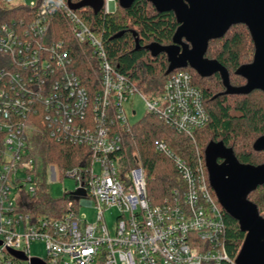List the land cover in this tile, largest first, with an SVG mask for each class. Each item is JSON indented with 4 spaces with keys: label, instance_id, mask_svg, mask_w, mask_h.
Wrapping results in <instances>:
<instances>
[{
    "label": "built area",
    "instance_id": "built-area-1",
    "mask_svg": "<svg viewBox=\"0 0 264 264\" xmlns=\"http://www.w3.org/2000/svg\"><path fill=\"white\" fill-rule=\"evenodd\" d=\"M24 6L28 13L0 23V54L9 71L0 78V264H21L10 250L29 255V243L42 241L46 264H234L225 248L226 225L213 199L196 133L208 119L203 95L191 75L181 69L168 74L159 95L144 101L177 134L190 138L196 157L189 161L164 139L154 150L173 163L182 185L157 204L147 197L144 171L135 155H128L124 133L132 125L124 104L137 87L108 62L100 40L71 6L70 0H0ZM116 0H103L104 13L113 14ZM57 17L82 50L97 64L93 73L98 90L90 95L70 70L64 41L49 38ZM4 75V76H3ZM37 103L45 110L57 140L86 146L90 161L65 170L61 179L74 180L69 199L56 216L31 220L24 211L25 196L35 194L44 178L26 159L29 130L26 115ZM135 111H132V115ZM48 182L59 175L47 165ZM82 190L84 194H71ZM94 209V221L79 213ZM114 211L110 232L104 212ZM40 259V258H39Z\"/></svg>",
    "mask_w": 264,
    "mask_h": 264
},
{
    "label": "trees",
    "instance_id": "trees-1",
    "mask_svg": "<svg viewBox=\"0 0 264 264\" xmlns=\"http://www.w3.org/2000/svg\"><path fill=\"white\" fill-rule=\"evenodd\" d=\"M82 0H70L73 7ZM117 1V0H116ZM82 8V7H81ZM74 9L90 31L100 40L110 65L122 76L144 92H152L161 87L168 77L166 55L158 53L152 56L147 45L168 46L177 28L172 12L159 13L145 0L135 1L129 8L116 6L113 14H105L103 8L94 13L89 7L85 10ZM28 9L24 6H9L0 3V23L11 18L25 16ZM49 31V38L64 41L68 48L70 70L79 77L81 85L90 95L98 90L93 70L97 64L91 53L83 54L72 40L64 22L57 17ZM253 43L243 24L231 26L222 38L208 43L204 57L215 60L228 72L229 83L241 86L245 80L235 74L242 64L251 62ZM7 57L0 54L1 73L9 71ZM192 78L194 86L200 89L208 114L207 122L196 133V147L204 165V149L213 142H222L231 148L236 159L243 164L260 165L264 163V150L256 152L252 144L256 138L264 135V94L253 91L247 95L224 94L218 74L202 78L189 67L183 68ZM4 76V75H3ZM6 82V79L0 78ZM29 130L27 136L26 159H32L34 168L40 170L43 179L44 168L53 166L59 178L65 170L84 167L90 161L89 149L81 144L67 140H57L49 121L45 119V110L35 101L27 115ZM164 139L182 158L192 161L196 157L195 146L185 135L177 134L164 125L155 115L146 113L134 122L124 133V145L128 155H135L143 168L147 182V197L153 204L162 201L172 189L182 185L181 179L171 162L154 150L153 142ZM212 193V191H211ZM24 211L31 220L40 215L56 216L58 210L69 199L63 194L53 198L46 192L42 182L35 194L24 197ZM248 200L256 205L258 213L264 218V184L248 195ZM221 212L226 225L225 248L231 259H235L244 239L237 221ZM225 264V263H223Z\"/></svg>",
    "mask_w": 264,
    "mask_h": 264
},
{
    "label": "water",
    "instance_id": "water-1",
    "mask_svg": "<svg viewBox=\"0 0 264 264\" xmlns=\"http://www.w3.org/2000/svg\"><path fill=\"white\" fill-rule=\"evenodd\" d=\"M137 0H117L122 9ZM157 12H173L179 25L168 46H148L152 56L164 53L167 58L166 74L189 67L202 78L218 74L224 94L247 95L253 91L264 94V0H145ZM103 0H82L73 7H89L100 11ZM246 26L252 43L251 62L240 65L235 74L245 80L241 86L229 83L227 70L215 60L204 57L209 41L222 38L231 26ZM252 148L264 150V135L255 139ZM221 161V162H219ZM204 164L219 206L237 221L244 239L234 264H264V218L248 195L264 184V163L254 166L240 163L231 148L222 142H209L204 149ZM84 194L77 190L71 194ZM29 264H46L36 257L26 258L22 253L9 251Z\"/></svg>",
    "mask_w": 264,
    "mask_h": 264
},
{
    "label": "rangeland",
    "instance_id": "rangeland-1",
    "mask_svg": "<svg viewBox=\"0 0 264 264\" xmlns=\"http://www.w3.org/2000/svg\"><path fill=\"white\" fill-rule=\"evenodd\" d=\"M16 1V0H13ZM82 10H85L86 7H82ZM80 17V14L77 13ZM138 93H135L133 96H130L127 102L124 104L126 114L128 116L129 122L133 124L134 122L140 120L146 113H148L147 108L145 107L144 101L140 98V94L146 101L152 102L159 95L161 87L155 89L152 92H144L142 89L137 88ZM132 111H135V114L132 115ZM45 180L46 192L53 198H61L64 193L71 192L75 187V182L69 178H58L56 181L48 182L47 176H43ZM212 190V189H211ZM212 196L216 204L219 206L216 197L212 191ZM220 208V206H219ZM80 214L85 215L88 222L94 221V209L86 206L80 207ZM104 224L107 229L111 232L114 225V211L108 210L104 212ZM29 255L31 257H36L44 259L47 255L45 244L42 241H31L29 243ZM21 264H26L22 262Z\"/></svg>",
    "mask_w": 264,
    "mask_h": 264
},
{
    "label": "flooded vegetation",
    "instance_id": "flooded-vegetation-1",
    "mask_svg": "<svg viewBox=\"0 0 264 264\" xmlns=\"http://www.w3.org/2000/svg\"><path fill=\"white\" fill-rule=\"evenodd\" d=\"M172 13H173V12H172ZM173 15H174V14H173ZM174 18H175V16H174ZM175 21H176V18H175ZM176 24H177V22H176ZM178 26H179V25L177 24V27H178ZM176 29H177V28H176ZM171 40H172V39H171ZM171 42H172V41H171ZM170 44H171V43H170ZM170 44H169V45H170ZM148 46H151V45H147V47H148ZM166 59H167V58H166ZM219 162H221V161H219Z\"/></svg>",
    "mask_w": 264,
    "mask_h": 264
}]
</instances>
